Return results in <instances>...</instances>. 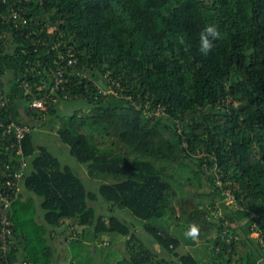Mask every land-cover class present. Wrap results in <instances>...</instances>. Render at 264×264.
Returning a JSON list of instances; mask_svg holds the SVG:
<instances>
[{
	"label": "trees",
	"instance_id": "trees-1",
	"mask_svg": "<svg viewBox=\"0 0 264 264\" xmlns=\"http://www.w3.org/2000/svg\"><path fill=\"white\" fill-rule=\"evenodd\" d=\"M11 8L26 23L9 18ZM0 12V91L9 99L0 120L32 127L15 113L23 104L45 127L61 118L60 104L75 105L59 140L101 182L89 191L35 145L33 126L21 144L28 168L11 206L10 264H74L72 246L114 234L127 249L115 264H264V0H2ZM213 23L222 38L204 55L199 34ZM60 51L79 62L66 69L76 76H65L64 89H52ZM41 98L47 110L30 109ZM159 105L165 110L155 115ZM20 159L0 150V168ZM98 198L107 215L91 206ZM181 211L187 242L213 245L201 259L178 252L183 239L169 221Z\"/></svg>",
	"mask_w": 264,
	"mask_h": 264
},
{
	"label": "rangeland",
	"instance_id": "rangeland-1",
	"mask_svg": "<svg viewBox=\"0 0 264 264\" xmlns=\"http://www.w3.org/2000/svg\"><path fill=\"white\" fill-rule=\"evenodd\" d=\"M80 108L85 112L89 106H85L84 104H79ZM68 106H61V104L58 106V115L62 118L68 119L71 115H73V112L75 111L76 107ZM61 118H52L48 121V125L45 127L36 128L34 127V142L36 146H47L54 155L58 156L63 164L68 165L72 167L79 176L83 179V181L86 184V187L91 192H97L99 186L101 185V182L99 180H96L88 174L87 165L80 164L76 161L74 157L70 154V149L68 146L61 143L59 140L57 130L60 128L62 124ZM83 131H89L91 132L90 128H82ZM93 134H100L98 130L92 129ZM233 199L229 197L228 204H231ZM105 202L98 198V200L91 204L94 208H97L98 213L102 215H107V210L105 209L104 205ZM222 208L220 209L219 215H224L222 212ZM127 213V214H126ZM119 211V216L128 224L131 226V229L133 232L138 234V237L143 239V241L149 244V246L152 248V250L159 255H166V252L161 251L159 246L155 244L153 241L150 240L149 236L145 234V231L142 227L143 223L132 217L128 212ZM186 211L180 212V217L176 220H171L169 223L172 225V230L176 232V234L183 239V244L178 249V252L180 255L187 253L190 251L194 256L197 258L203 257L206 255L211 248H213L212 244H205L201 243L198 240H192L197 246H193L192 244L187 242L188 239V232L187 227L188 223L186 221ZM165 220L163 221V224H165ZM168 223V224H169ZM70 233L72 235H75V232L72 231L73 229H70ZM254 237H257V233L252 234ZM77 238V237H76ZM125 238H123L120 235L114 234L112 237L108 235H102L99 236L97 239H92V236L87 238H83L82 243L77 246H72L70 248L72 250V254L68 260L70 263L74 264H115L122 260L127 255V249L126 245L124 243ZM108 242H111V245H108ZM193 242V243H194ZM97 249L95 251L94 249Z\"/></svg>",
	"mask_w": 264,
	"mask_h": 264
},
{
	"label": "built area",
	"instance_id": "built-area-1",
	"mask_svg": "<svg viewBox=\"0 0 264 264\" xmlns=\"http://www.w3.org/2000/svg\"><path fill=\"white\" fill-rule=\"evenodd\" d=\"M2 1V0H0ZM6 16L0 12V19L4 21ZM9 18L20 19L26 23V19L21 12V8H11ZM61 46V42L57 43L56 48ZM69 55V56H68ZM79 60L74 53L68 51L67 56L64 51L59 52L57 64L60 65L55 72V86L52 89L62 87L69 82L66 75L70 77L76 76L75 73L69 72L68 68L74 69ZM80 73V72H79ZM77 73L78 75H80ZM9 99L2 96L0 91V108L8 106ZM30 109L47 110V100L45 98L35 99L30 103ZM165 110L159 105L155 115H160ZM33 131V128L28 125H21L13 120L5 122L0 120V150H5L6 153H11L15 150L16 154L21 157L18 164H12V161L4 163L0 168V264H10L7 258V253L10 250L8 245L9 236L12 234V220L10 218L11 206L14 202L20 199L22 192V182L26 176L28 162L24 158L22 150V141ZM27 264V263H24Z\"/></svg>",
	"mask_w": 264,
	"mask_h": 264
},
{
	"label": "clouds",
	"instance_id": "clouds-1",
	"mask_svg": "<svg viewBox=\"0 0 264 264\" xmlns=\"http://www.w3.org/2000/svg\"><path fill=\"white\" fill-rule=\"evenodd\" d=\"M222 38V34L219 30V27L216 24L205 25L204 29L199 34V51L204 55H207L210 50L214 47V42ZM179 43L181 45L185 44L184 37H179ZM196 229L193 227L189 235H195Z\"/></svg>",
	"mask_w": 264,
	"mask_h": 264
},
{
	"label": "crops",
	"instance_id": "crops-1",
	"mask_svg": "<svg viewBox=\"0 0 264 264\" xmlns=\"http://www.w3.org/2000/svg\"><path fill=\"white\" fill-rule=\"evenodd\" d=\"M1 79H3L2 80L3 81V89L5 91H9L10 90V85H11L9 83L10 82L9 79L7 77H3ZM25 109L26 108H25V106L23 104H19V106H17V108H15L14 110H15V113H17V115L20 112L21 119H23L24 123H26V124L29 123V124L33 125L34 127L36 126V128H40V126H38L35 122H33L31 118L26 116Z\"/></svg>",
	"mask_w": 264,
	"mask_h": 264
}]
</instances>
